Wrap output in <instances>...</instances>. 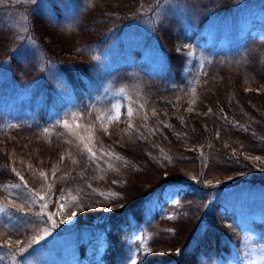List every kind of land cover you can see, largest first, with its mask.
Wrapping results in <instances>:
<instances>
[{
  "label": "trees",
  "instance_id": "obj_1",
  "mask_svg": "<svg viewBox=\"0 0 264 264\" xmlns=\"http://www.w3.org/2000/svg\"><path fill=\"white\" fill-rule=\"evenodd\" d=\"M247 2L0 0V78L24 95L0 85V186L16 185L0 187V264H126L132 230L146 238L136 264H240L245 247L264 252V17L235 41L200 33ZM117 93L121 122L105 134L97 118ZM129 108L138 131L123 135ZM49 185L42 210L28 190ZM61 193V218H77L53 228L36 214L56 211Z\"/></svg>",
  "mask_w": 264,
  "mask_h": 264
},
{
  "label": "rangeland",
  "instance_id": "obj_2",
  "mask_svg": "<svg viewBox=\"0 0 264 264\" xmlns=\"http://www.w3.org/2000/svg\"><path fill=\"white\" fill-rule=\"evenodd\" d=\"M254 17H264V0H248L246 6L242 7V9L238 11H234L232 15H223L221 17L217 18H212L209 22H205L203 26L200 29V33L203 35H206L208 37V40L210 43L212 41L214 42H228L229 41H235L238 39V37H241L243 32H246V28L244 27L246 24V21L250 18ZM197 31H199V28H196ZM250 34L255 35V36H263V32L259 28H253L250 29ZM200 36V35H197ZM54 42V43H53ZM53 48L57 49L59 48L56 44L55 39L53 40ZM199 60V57H198ZM0 85H6V90L8 95L12 96L13 98H24V95L20 93L19 90H17L15 87H8L7 86V81L5 78L1 77L0 78ZM11 88V89H8ZM105 113L109 116H115L117 113H119V116L121 115V112L123 110V101L122 97L120 96L119 93L113 94L110 98L108 107L105 109ZM229 178H227L226 181H228ZM171 198L175 199L173 195L169 196L168 199L170 200ZM261 204L264 208V198L261 200ZM113 208H107L111 209V211H108L107 209L104 210L103 213H101L99 216L94 217L91 221L87 222L88 224H92L95 226H99L102 223L108 221L110 217L113 214ZM58 223H60L61 219H67V217H62L58 215ZM77 214L75 217L70 222L66 223H60L58 225V228H61L62 226H72L74 222L76 221ZM55 220V219H54ZM57 222V220H55ZM102 230V229H101ZM106 231V232H105ZM102 232L101 234V242L99 245V254H107V246L109 244L108 242V234H107V228L106 230ZM136 237H143L142 232L140 230H132L131 233L128 236V241L126 242V247L127 249L130 250V254L128 257V261L126 264H131V261L135 259V261L138 258V252L140 249V246L142 244H139V242L136 240ZM144 242V240H143ZM260 247V246H259ZM256 250L253 248H244V257H241L240 259L242 260L240 264H264V252L262 250H257L258 247H255ZM246 260L245 262H243ZM228 264H237L234 263L233 261L228 260ZM125 263V262H123ZM76 264V263H72ZM84 264H87L85 261ZM99 264H103L100 262Z\"/></svg>",
  "mask_w": 264,
  "mask_h": 264
},
{
  "label": "snow or ice",
  "instance_id": "obj_3",
  "mask_svg": "<svg viewBox=\"0 0 264 264\" xmlns=\"http://www.w3.org/2000/svg\"><path fill=\"white\" fill-rule=\"evenodd\" d=\"M193 92H195V90H193ZM191 103L194 104L195 103V99H193L191 101ZM141 108H143V105H141ZM191 110H192L191 107H189L188 111H191ZM209 111H211V109H209ZM152 114H153V116H155L156 115L155 111H153ZM127 116H128V120L126 121L127 128L121 130V132H122L123 135H130V134L135 133L136 131H138L137 129H134L133 128V123H132V119H133V109L132 108H129L128 109ZM97 119L101 121V129L104 131L105 134H108V128H109V126L111 124H113V123L119 124L121 122L119 113H117L115 116L109 115L106 118V122H105V118H103V117H98ZM143 119H144V121H147L148 120V116L145 115L143 117ZM64 127L66 129H68L69 131H71V128H70V126L68 125L67 122H65ZM77 127H80V125H77ZM93 127L94 126H90L89 129H88V132H89V136L87 138L88 139V143H85L84 144V149L89 154V160L92 161V162H95L100 157L97 156L96 152L93 151V148L90 146L92 144L93 137H94ZM145 127H146V125H145ZM165 127H167V125H165ZM74 134H76V133H74ZM142 136H143V133H141L140 136L137 137V138H141ZM80 140L83 143L84 142V137H80ZM102 154L105 155V156H108L109 158H113V156H114V154L111 153V152H104ZM68 156L71 157V153H68ZM165 158H167V157H165ZM64 159H65V155L62 154L61 157H60L61 162H63ZM114 159L120 160L122 158L120 156H114ZM255 159L260 160L261 158L260 157H255ZM262 162H264V161H262ZM72 163L73 164H76L77 161L75 159H72ZM59 170H60L59 167L56 166V165H54L53 166V169L51 170L52 176L55 177L56 176V173ZM13 171H15V169H13ZM16 174L19 175V173H16ZM40 176L43 177L45 180L48 179L45 176V173L44 172H41L40 173ZM63 178L64 177H58V179H63ZM20 179H21V181H23V177H20ZM0 187L6 189V188H10V187H16V185H3V186H0ZM24 187L27 188V184H25ZM28 191H29V194H30L31 197H33V198L38 197V199L40 201H43L44 202V203L41 204L42 210L48 208V203H49V200L51 199V197L49 196V193H51V191H52L51 185L48 186L47 191L45 192L44 195H40L39 193L32 192L31 189H29ZM9 195H11L10 192H9ZM46 197H48V198L46 199ZM32 202L34 203L35 202V199H33ZM178 203H179V201H177V204ZM66 204H67V201L64 200V194L61 193V199L56 201V211L50 212V213L49 212L42 211L41 213H37L36 215H46L47 218H48V221L51 222L52 227L55 228L58 225L56 224V222L54 220V217H56L58 215H63L65 213ZM78 205H79V201L75 197H72V204H71V206L74 208V207H76ZM107 210L108 211H111V209H107ZM5 212H6V209H4L3 207H0V213H5ZM75 215H76V211L75 210L71 211L67 215V219L66 220L65 219H61L60 220V223L70 222L73 219V217H75ZM169 219H171V217H169ZM44 231H45V233H47V229H45ZM40 238L43 239V236H41ZM144 239H146V238L145 237H136V240L139 242V244H143V240ZM31 242H38V241H36V238L33 237V239H32ZM6 243H10V242H6ZM17 246L19 247V242H17ZM24 252H25V248L20 247L19 248V254H23ZM2 259H3V257H0V260H2ZM131 264H136L135 259H133L131 261Z\"/></svg>",
  "mask_w": 264,
  "mask_h": 264
}]
</instances>
